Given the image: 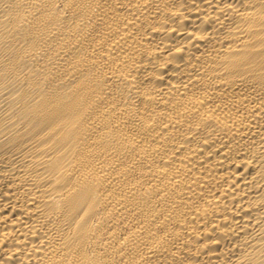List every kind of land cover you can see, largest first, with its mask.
<instances>
[{
    "label": "bare ground",
    "instance_id": "obj_1",
    "mask_svg": "<svg viewBox=\"0 0 264 264\" xmlns=\"http://www.w3.org/2000/svg\"><path fill=\"white\" fill-rule=\"evenodd\" d=\"M0 264H264V0H0Z\"/></svg>",
    "mask_w": 264,
    "mask_h": 264
}]
</instances>
